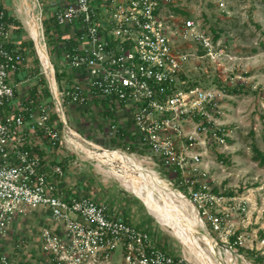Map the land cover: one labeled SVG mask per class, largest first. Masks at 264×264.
Instances as JSON below:
<instances>
[{
    "label": "built area",
    "instance_id": "1",
    "mask_svg": "<svg viewBox=\"0 0 264 264\" xmlns=\"http://www.w3.org/2000/svg\"><path fill=\"white\" fill-rule=\"evenodd\" d=\"M195 1L205 7L204 17L212 5L228 13L229 0ZM50 8L46 18L67 36L59 49L73 80L58 77L50 61L42 11L33 17L49 66L30 30L31 45L0 1V234L19 216L50 210L57 227L44 228L40 241L53 264H109L116 253L119 264H190L124 214L64 186L61 163L71 156L59 151L80 150L78 136L131 161L133 155H151L157 170L179 185L177 191L194 206L205 229L221 230L227 214L218 205L236 197L213 192L205 158L210 146L225 144L228 132L221 118L230 95L192 84L184 75L190 55L184 44L196 42L209 55L213 48L195 10L183 0H66ZM68 27L74 37L66 33ZM64 105L85 114L98 115L95 107L114 113L89 123L95 142L68 124ZM242 241L239 234L234 243ZM0 264L28 263L0 253Z\"/></svg>",
    "mask_w": 264,
    "mask_h": 264
},
{
    "label": "rangeland",
    "instance_id": "2",
    "mask_svg": "<svg viewBox=\"0 0 264 264\" xmlns=\"http://www.w3.org/2000/svg\"><path fill=\"white\" fill-rule=\"evenodd\" d=\"M0 1L12 13L18 15L16 19L24 28L22 35L24 39L26 38V42L29 40L30 34V13H33L35 17L38 12L42 11L43 21L47 16V11L45 8L43 11V4L40 0L37 2L27 0L28 4H23V0ZM183 2L195 10L197 21L213 44L210 55L193 41L182 46V50L190 54L188 62L183 67L184 75L188 81L196 79L205 86L215 88L219 84L233 86L236 83H241L244 86V91L238 95L229 94L230 98L225 102V116L221 118L228 136L225 144L210 146L205 158L207 178L215 185L220 186L221 190L232 189L236 192L234 201H225L218 205L224 209V216L227 214L221 230L217 232L205 229L202 223L203 219L198 213L195 214L189 203L176 198L174 201L181 211L193 220V228L197 231L196 235L201 248L210 255L215 263L254 264L251 256L237 252L235 247L230 244L228 236L239 230L240 234H243L241 246L249 249L254 247L259 249L262 246L264 166L252 159V143L254 142L264 153V0H229L226 2L228 13L225 15L215 5L208 6L206 18L202 15L205 7L200 9L195 0H183ZM37 4L40 5V8L37 7ZM28 5L31 6L30 9ZM18 8L22 13H18ZM49 23L48 30L45 24H43V28L50 61L54 65L58 77H67L73 80L74 73L66 65L63 66L65 57L59 49V43L67 38L64 34L65 31H62L52 21ZM67 32L70 37H74L73 29L68 27ZM215 34H218V37L213 41ZM253 48H256V51H252ZM31 56L34 58V53H31ZM59 85L61 86V84ZM96 108L93 110L97 111L98 115L82 113L74 105L63 106L68 124L85 137L98 142L99 140H96L87 129L89 123L97 124L99 122L97 116H105L114 112H104L102 111L104 109ZM84 117L89 121L84 120ZM107 118L114 119L115 117L107 116ZM102 133L106 135V125L102 128ZM215 153L227 156L230 162L226 164L216 161ZM59 154L71 156L65 169L64 184L71 181V186H78L79 195H86L96 201L104 202L112 198V202H119L120 212L123 211V205L127 207L131 212L132 224L146 229L155 242L165 245L172 254L187 259L190 264H200L173 230L162 224L142 199L126 185L122 177L118 175L120 171L116 169L114 163L104 162L96 157L90 158L84 150L75 148H70L68 152L60 147ZM131 157L139 166L150 170L164 185L177 191L179 185L175 186L170 183V180L157 170V167L153 165L155 160L151 155L150 159L148 156L133 155ZM241 207L244 209H240ZM14 221L11 228L6 229L4 234H0V253L11 256L12 253L17 252L18 254L15 256L19 255V257L15 260H23L28 264H53L47 254L41 250L40 241V235L44 228L54 230L57 227L53 223L50 210L46 212L36 210L26 217L19 216ZM203 234L214 240V253L201 239ZM23 253L27 258L22 255ZM109 264H119L118 253L113 254Z\"/></svg>",
    "mask_w": 264,
    "mask_h": 264
},
{
    "label": "bare ground",
    "instance_id": "3",
    "mask_svg": "<svg viewBox=\"0 0 264 264\" xmlns=\"http://www.w3.org/2000/svg\"><path fill=\"white\" fill-rule=\"evenodd\" d=\"M30 14V33L37 42L41 56L46 58L47 66H49L47 56L38 43L37 23L33 17V13ZM71 137H74V134L71 133ZM75 137L77 146L84 150L88 156L115 164L116 169L120 171L118 175L122 177L126 185L142 199L145 205L157 216L162 224L173 230L175 235L195 255L200 264H223L222 262L215 263L210 255L201 248L196 235L197 231L193 228V220L186 216L174 201V198H176L179 201L187 202L186 198L181 193L164 185L150 170L142 168L122 153L115 151L108 153L92 142H83L78 136ZM191 207L196 214L197 212L194 206L191 205ZM201 239L207 244L208 249L214 253V240L205 234L201 235Z\"/></svg>",
    "mask_w": 264,
    "mask_h": 264
},
{
    "label": "trees",
    "instance_id": "4",
    "mask_svg": "<svg viewBox=\"0 0 264 264\" xmlns=\"http://www.w3.org/2000/svg\"><path fill=\"white\" fill-rule=\"evenodd\" d=\"M8 17L12 18L13 23H14V29L17 30L18 32L21 31L22 26H21L20 21L17 20L14 16H12L10 14H8ZM44 21H45V26H46V28L48 30V25L50 24L49 22L52 21V17L51 18L50 17L46 18ZM212 31L215 32L214 29H212ZM217 37H218V34H215L214 37H213V41ZM27 44L31 45V41H28ZM252 51H256V48H253ZM182 78L185 79L186 77L183 75ZM190 83L196 84V83H200V82L195 79V80H191ZM218 88H222V89H224V91L227 94H232V95H238V94H240L241 92L244 91V86L241 83H236L233 86H230L228 84H221V85L219 84ZM120 142H121V140H119L118 142L113 141V145H118V144H120ZM252 151H253L252 159L254 161H256L259 165H263L264 166V153L257 147V145L254 142L252 143ZM214 158H215L216 161H219L221 163L228 164L230 162L229 158H227V156H224L221 153H215L214 154ZM61 165L64 167V170H65L66 167H67V163L66 162H62ZM212 190H213L214 193H216L218 195L222 194V195H225V196H235V194H236V192H234L232 189H229V190L223 189V190H221L220 186H217L215 184L213 185ZM125 217L127 218L126 215H125ZM240 233L241 232H239V230H237V231L233 232V234L229 235L228 238H229L230 243L235 247V249L237 250L238 253L244 254L246 256H251L252 261H253L254 264H264V244L259 249L255 248V247L251 248V249L244 248L243 246H240L237 243H234V241L236 240V237ZM261 237H262L261 238V240H262L264 238V235L261 234ZM162 247H163V249L165 251H169V249L165 245H163ZM174 257L178 258L177 255H175ZM181 264H189V263H187L185 261L184 262L182 261Z\"/></svg>",
    "mask_w": 264,
    "mask_h": 264
},
{
    "label": "crops",
    "instance_id": "5",
    "mask_svg": "<svg viewBox=\"0 0 264 264\" xmlns=\"http://www.w3.org/2000/svg\"><path fill=\"white\" fill-rule=\"evenodd\" d=\"M35 2H37V1H39V0H34ZM41 2H42V4H43V11H44V8H45V10L47 11V16H49V14L51 13V3L52 2H64V1H66V0H40ZM24 3H26V4H28V1L27 0H23V4ZM28 7H29V9H30V7L31 6H29L28 5ZM8 10H9V12H11L10 11V9L9 8H7ZM18 10V13H20L21 12V9L20 8H18L17 9ZM45 11V12H46ZM22 13V12H21ZM11 14L14 16V17H18V15L17 14H14V13H12L11 12ZM70 182L71 181H68V183L66 184H64V186H66V187H69L72 191H75V193L76 194H78L79 195V189H78V186H75V187H73V186H71L70 185ZM97 202H99V203H102V204H105L106 206H108L110 209H112V210H114V211H116V212H120V203L119 202H112V198L110 199V200H106V201H104V202H101V201H97ZM106 202H109V203H106ZM115 203H116V205H115ZM112 204V205H111ZM113 206H115V207H113ZM122 208H123V211L122 212H120V213H122V214H125L129 219H130V221H131V212L128 210V208L127 207H125L124 205L122 206ZM129 214H128V213ZM15 253V252H14ZM14 253H12L11 254V256H9V257H11L12 259H15V258H18L19 257V255L18 256H15V255H17L18 253L16 252L15 254ZM14 254V255H13ZM13 255V256H12ZM23 256H25V254L23 253L22 254ZM21 255V256H22ZM25 258H27V256H25ZM20 259H22V258H20ZM16 260H19V259H16Z\"/></svg>",
    "mask_w": 264,
    "mask_h": 264
}]
</instances>
